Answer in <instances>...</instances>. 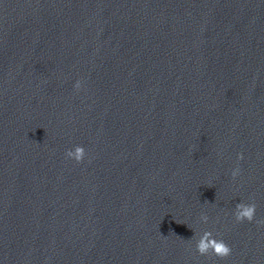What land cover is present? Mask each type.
<instances>
[{
    "label": "water",
    "instance_id": "95a60500",
    "mask_svg": "<svg viewBox=\"0 0 264 264\" xmlns=\"http://www.w3.org/2000/svg\"><path fill=\"white\" fill-rule=\"evenodd\" d=\"M259 220L264 0H0V264H264Z\"/></svg>",
    "mask_w": 264,
    "mask_h": 264
},
{
    "label": "clouds",
    "instance_id": "9594fccd",
    "mask_svg": "<svg viewBox=\"0 0 264 264\" xmlns=\"http://www.w3.org/2000/svg\"><path fill=\"white\" fill-rule=\"evenodd\" d=\"M82 87V82L77 81L75 88L79 91ZM86 156V150L83 146H76L74 150L70 149L66 152V157L75 160L77 163L84 161ZM243 160V154L241 153L238 157ZM240 174V168L237 167L233 172L232 176L235 178ZM257 205L255 203H243L240 202L235 206V219L237 222H253L256 217ZM201 219L207 223L209 217L202 215ZM260 225H264V220L256 221ZM196 251L200 256L216 257L219 259H225L232 254L231 247L223 240L216 239L211 231H205L196 243Z\"/></svg>",
    "mask_w": 264,
    "mask_h": 264
}]
</instances>
